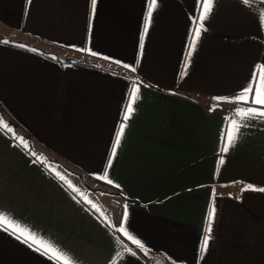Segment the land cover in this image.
Returning <instances> with one entry per match:
<instances>
[{
    "label": "crops",
    "instance_id": "1",
    "mask_svg": "<svg viewBox=\"0 0 264 264\" xmlns=\"http://www.w3.org/2000/svg\"><path fill=\"white\" fill-rule=\"evenodd\" d=\"M150 7L0 0V216L72 264H264V119L235 100L264 66V0H212L194 48L201 0H156L149 21ZM0 264L53 262L0 230Z\"/></svg>",
    "mask_w": 264,
    "mask_h": 264
},
{
    "label": "snow or ice",
    "instance_id": "2",
    "mask_svg": "<svg viewBox=\"0 0 264 264\" xmlns=\"http://www.w3.org/2000/svg\"><path fill=\"white\" fill-rule=\"evenodd\" d=\"M95 0H93V4ZM203 5L202 12L198 17L197 27L194 28L193 45L194 48L196 42L199 40L201 32L204 30L203 21L206 19L207 14L211 12L212 0H201ZM152 7L149 8L148 18L150 21L153 7L156 4V0H151ZM145 31H147V23L145 25ZM96 55L95 53H91ZM191 54V49L190 53ZM137 87H133L132 92L129 93L128 105L126 107V113L124 119L126 120L128 116L133 111V105L138 99ZM220 99V98H217ZM237 103L241 104H253L258 106L257 108H247V109H237L241 113L244 119H264V66L260 69L255 70L252 74L250 83L242 90L237 97H235ZM238 130V124L235 120L231 121V131H227V142L223 147V151L227 152L230 145L235 143L236 131ZM123 131V129H121ZM116 143H119V138H117ZM222 162V161H221ZM111 183V181H109ZM209 223L211 224V215L209 216ZM10 226V227H9ZM0 230L9 231L10 234L14 235L17 239L29 244L34 250L39 251L42 255L48 257L52 260L53 264H72L71 260L66 257L60 249L56 248L51 243L39 238L35 233H32L21 226L16 224L10 219L5 220L0 216ZM208 245V237L204 239V247Z\"/></svg>",
    "mask_w": 264,
    "mask_h": 264
},
{
    "label": "rangeland",
    "instance_id": "3",
    "mask_svg": "<svg viewBox=\"0 0 264 264\" xmlns=\"http://www.w3.org/2000/svg\"><path fill=\"white\" fill-rule=\"evenodd\" d=\"M11 37L15 41H17L18 39H21L23 41L26 40L28 42H31V40L29 38H27L21 34H11ZM47 50L52 51V53L55 52L56 56H59V57L62 56V54H60V52L54 48H47ZM8 129H9V127H8ZM11 130H12L11 132L13 133V131H14L13 128H11ZM17 134H18V136H20V140L22 141V144L31 151L32 155L35 158H37L38 160L45 161L46 163H51L52 161H56V159L51 158V156L48 153L39 149L34 143H32V141H29V140L23 141L21 138L22 135H19V133H17ZM86 182L87 183H84V185L83 184L81 185L83 188L82 193L85 191H89V190L93 191L92 197L96 198V200L100 204V207H104V208L105 207L106 208L111 207V202H112L111 198L113 197L112 196L113 192L110 189H107L103 186H98L95 183L90 182L88 180Z\"/></svg>",
    "mask_w": 264,
    "mask_h": 264
},
{
    "label": "trees",
    "instance_id": "4",
    "mask_svg": "<svg viewBox=\"0 0 264 264\" xmlns=\"http://www.w3.org/2000/svg\"><path fill=\"white\" fill-rule=\"evenodd\" d=\"M0 41H2L0 39ZM41 55L43 56H47V54H44V53H40ZM52 58L58 62H61L63 64H79V65H84V66H90V67H93V68H97V69H101V70H104V71H108V72H111V73H115V74H118V75H121V76H126L123 72L121 71H118V70H115V69H112V68H106V67H103L101 65H99V62H97L98 60H96V62H88V61H75L73 59H70V58H60L59 56H52ZM7 126L10 127V128H13L16 132H18V129L16 127V125L11 122V121H7ZM22 140L23 141H28L29 137L26 136V135H22L21 136Z\"/></svg>",
    "mask_w": 264,
    "mask_h": 264
},
{
    "label": "water",
    "instance_id": "5",
    "mask_svg": "<svg viewBox=\"0 0 264 264\" xmlns=\"http://www.w3.org/2000/svg\"><path fill=\"white\" fill-rule=\"evenodd\" d=\"M151 264H165L162 260L158 259L152 262Z\"/></svg>",
    "mask_w": 264,
    "mask_h": 264
}]
</instances>
